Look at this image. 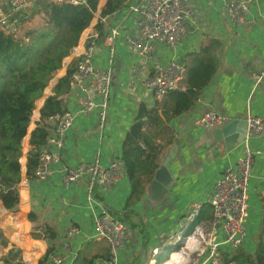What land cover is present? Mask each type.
Wrapping results in <instances>:
<instances>
[{"label": "crops", "instance_id": "crops-1", "mask_svg": "<svg viewBox=\"0 0 264 264\" xmlns=\"http://www.w3.org/2000/svg\"><path fill=\"white\" fill-rule=\"evenodd\" d=\"M107 1H99L91 30L86 35L99 34L93 60L102 68L109 66L111 45L115 48V81L104 125H101L97 111L77 115L64 139L61 160L52 165V172L45 180L28 177L27 155L31 134L28 135L27 148L23 141L22 167L25 169L22 168L21 181L23 176L26 179L18 185L20 202L16 209L29 210V222L16 229L2 226V230L1 224L0 228L6 235H3L7 241L5 246L9 242L11 249L18 248L25 262L37 261L39 264L49 245L54 247L53 254L63 257L61 264H90L96 257L110 255L109 244L96 237L93 224V215L105 207L125 220L131 229L126 246L118 253V264H166L171 261L164 256L170 249L169 238L178 231L181 219L194 202L204 206L201 219L211 218L213 210L209 199L214 185L226 169L236 165L244 150V143L228 147L219 141L215 132L221 126H205L200 122L201 117L211 111L225 116L226 122L236 118L247 119L250 114L264 117V79L260 78L264 71V0H185L192 10L185 37L174 46H159L153 59L162 64L177 60L186 68L197 56L209 53L216 56L218 68L196 105L167 123L173 130L174 142L163 151L160 165L174 145L178 147L169 164L173 182L167 192H153L152 179L141 198L127 210L132 184L126 171L111 187L104 190L97 187L92 199L88 196V176L79 184L67 185L63 181L66 167L85 166L97 156L105 166L114 159H120L123 140L135 122L140 106L152 107L155 101L152 90L142 82L144 60L132 50L131 45L138 34L141 19V13L132 8L138 0H128L126 7L103 17L102 10ZM236 1H248L242 24L233 22L229 12V4ZM9 2L0 0V8L8 9ZM33 11L34 8L27 12L32 20L26 23V27L42 19V15L34 16ZM100 16L105 18L103 37H99L100 32L96 28ZM114 30L118 32L116 36L112 34ZM85 42L86 38L83 48ZM72 61L73 56L66 60L59 70L61 73L58 72L59 77L66 74ZM186 87L184 76L180 89L185 90ZM52 94L53 87L42 96L34 128L40 120L46 98ZM91 94L98 98L96 92ZM78 96L79 91L73 86L64 97L66 110L78 108ZM166 139L164 136L157 141L164 144ZM249 143L253 150L264 151V137L253 135ZM31 212L36 215L34 222L29 218ZM43 226L54 228L56 238L35 237L36 233L44 236L40 230ZM71 226H77L79 232L71 239L70 250L65 244L69 240ZM263 226L264 154L256 157L249 179V217L244 249L255 250L260 236L264 238ZM224 248V251L231 249L229 245ZM155 249L159 250L158 253Z\"/></svg>", "mask_w": 264, "mask_h": 264}, {"label": "trees", "instance_id": "trees-1", "mask_svg": "<svg viewBox=\"0 0 264 264\" xmlns=\"http://www.w3.org/2000/svg\"><path fill=\"white\" fill-rule=\"evenodd\" d=\"M99 1L40 4L33 7L34 16L42 15V19L36 21L35 25L26 27V23L32 20L31 14L27 13L20 17V22L13 31L0 25L1 227L16 229L29 222V210L16 209L20 202L18 185L26 179L23 176L21 181L22 168L25 169L22 167L23 141L27 148L28 132L34 128V122L39 116L42 101L40 97L46 88V94L50 92L48 85L62 68L65 58L69 59L82 51ZM128 3V0H108L102 10V16L114 14ZM104 26L102 21L96 26L100 32L99 37L104 36ZM208 54L199 55L187 64L185 90L178 88L169 91L162 99L155 97L152 107L146 104L140 106L139 114L123 140L120 157L132 184L131 195L126 204L127 210L141 198L160 166L163 151L174 142L173 130L167 123L191 110L215 75L218 61L214 54ZM72 72L73 65L56 81L53 86L54 94L46 98L40 120L36 122V127L31 133V147L27 155L29 178H35L34 171L40 150L49 135L48 127L51 123L48 116L66 110L64 97L73 88ZM164 136L167 138L165 143H159L157 140ZM29 218L34 222L35 213L31 212ZM40 230L44 236L42 233H36L35 237L55 239L57 236L56 230L50 226H43ZM2 241L4 245L7 242L5 238ZM53 252V245H49L39 264H45ZM36 263L37 261L25 262L21 251L15 249L0 257V264ZM220 264H264L263 236H260L253 252L243 247L223 251Z\"/></svg>", "mask_w": 264, "mask_h": 264}, {"label": "built area", "instance_id": "built-area-1", "mask_svg": "<svg viewBox=\"0 0 264 264\" xmlns=\"http://www.w3.org/2000/svg\"><path fill=\"white\" fill-rule=\"evenodd\" d=\"M62 2L80 4L83 0H10L8 9L0 8V25L13 31L20 22V17L34 6ZM132 8L141 13L138 34L131 45L132 50L144 60L142 82L152 90L155 97L162 99L169 91L180 88L186 68L177 60L162 64L155 61L153 55L159 46H174L185 37L192 10L185 0H138ZM247 10L248 1L229 4L231 19L237 24L244 23ZM104 19L100 16V21L103 22ZM112 34L116 36L118 32L114 30ZM98 35L89 34L82 51L73 56L71 79L73 86L79 91L78 108L48 116L51 125L34 171L36 179H47L52 172V165L61 160L64 139L77 115L97 111L101 125L106 121L111 88L115 81V48L113 45L110 47L112 56L107 68L96 65L93 54ZM112 39L110 36L109 40ZM260 78L264 79V71ZM92 91L96 92L98 98L91 94ZM226 121L225 116L214 111L206 113L200 119L203 125L214 128L222 126ZM247 121L248 132L243 154L236 165L226 169L214 185L209 199L213 210L211 218L201 219L204 206L200 202H194L187 215L181 219L178 231L170 236L171 252L168 259L172 264H220L225 245H229L232 250L244 246L249 217V179L256 157L264 154L263 150H253L249 143L253 135L264 137V117L250 114ZM124 172L125 166L120 159H114L105 166L100 156H97L85 166L66 167L63 181L67 185L79 184L88 176V196L92 199L97 187L103 190L111 187ZM93 224L96 237L109 244L111 253L109 257L94 258L90 264H118V253L126 246L131 235L130 226L106 207L93 215ZM78 232L77 226L70 227L66 248L72 249L71 239ZM158 251L155 249L156 253ZM63 260L61 255L53 254L46 264H61Z\"/></svg>", "mask_w": 264, "mask_h": 264}, {"label": "water", "instance_id": "water-1", "mask_svg": "<svg viewBox=\"0 0 264 264\" xmlns=\"http://www.w3.org/2000/svg\"><path fill=\"white\" fill-rule=\"evenodd\" d=\"M136 30L137 29H135V31ZM66 60L67 59L65 58L63 65H65ZM58 72L53 77L50 84L48 85L50 90L52 89L56 81L60 78ZM46 92H47V88L45 89L43 95H45ZM42 96L40 98H43ZM32 130L28 132V135L31 134ZM247 132H248L247 119L236 118V119H231L230 121L223 124V126L219 127L216 130L215 135L219 141L224 142L228 147H236L244 143L247 136ZM177 148L178 147L175 144L174 148L170 150L169 154L165 157L159 168L155 171L154 178L152 181L153 192H157L158 194L161 193L162 191L167 192L168 187L172 184L173 177L169 169V164L171 160L175 157ZM15 250L18 251L19 249L16 248Z\"/></svg>", "mask_w": 264, "mask_h": 264}, {"label": "rangeland", "instance_id": "rangeland-1", "mask_svg": "<svg viewBox=\"0 0 264 264\" xmlns=\"http://www.w3.org/2000/svg\"><path fill=\"white\" fill-rule=\"evenodd\" d=\"M94 17H95V16H94ZM3 235L6 236V235L3 233V231L1 230V228H0V257L6 255V254L9 252V250L11 249V248L9 247V242L7 243L6 246L3 244V241H2V240H3ZM170 252H171V249H167L164 258H168L169 255H170Z\"/></svg>", "mask_w": 264, "mask_h": 264}, {"label": "bare ground", "instance_id": "bare-ground-1", "mask_svg": "<svg viewBox=\"0 0 264 264\" xmlns=\"http://www.w3.org/2000/svg\"><path fill=\"white\" fill-rule=\"evenodd\" d=\"M2 228V227H1ZM2 230H3V228H2ZM166 264H172V261H169V262H167Z\"/></svg>", "mask_w": 264, "mask_h": 264}]
</instances>
